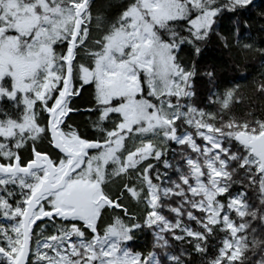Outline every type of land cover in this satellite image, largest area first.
Returning <instances> with one entry per match:
<instances>
[{"label": "snow or ice", "instance_id": "6c2138e0", "mask_svg": "<svg viewBox=\"0 0 264 264\" xmlns=\"http://www.w3.org/2000/svg\"><path fill=\"white\" fill-rule=\"evenodd\" d=\"M252 4L131 0L91 40L90 0H0V100L18 110L13 118L0 109V215L9 221L0 225V264H190L217 233L218 253L206 264H244L246 251L264 249L251 226H264V118L225 120L190 103L194 78L213 82L223 69L215 59L201 67L213 37L226 50L241 46L239 17ZM225 13L237 17L235 45L218 31ZM242 48L264 56L250 43ZM85 86L94 89L85 111L96 117L95 138L67 123L81 112L74 98ZM236 91L225 92L223 110L240 102ZM256 91L264 95V79ZM45 140L55 155L38 148ZM170 144L179 148L175 163ZM237 183L257 189L258 206L245 191L232 193ZM125 200L143 204L142 217ZM142 232L150 249L130 250ZM177 243L191 251L177 253Z\"/></svg>", "mask_w": 264, "mask_h": 264}, {"label": "trees", "instance_id": "16d2710c", "mask_svg": "<svg viewBox=\"0 0 264 264\" xmlns=\"http://www.w3.org/2000/svg\"><path fill=\"white\" fill-rule=\"evenodd\" d=\"M131 0H94L90 2L93 25L94 29L105 31L110 23L115 20L119 13L123 10L124 6L129 4ZM264 0H253L252 6H250L246 11L240 15L241 20V42L239 47H233L231 50H226L223 48L222 43L213 37L211 45L206 50L204 60L201 61V67L204 63L210 60H217L223 64V69L218 73L217 78L213 82H209L203 75H197L193 80V91L195 92L194 97L190 101L192 105L198 109H202L205 112L210 113H223L224 119H228L229 116H234L237 119L250 118L248 113L251 112L255 118H262L264 116V95L259 94L256 91V85L262 79H264V56L259 53H249L246 52L242 45L244 43H250L254 48L264 49ZM100 17L99 23L103 25L97 27V18ZM237 19L231 13H225L221 17L219 23L220 27L218 31L229 37V40L235 45V36L233 34L234 20ZM247 21L248 27H243V21ZM109 23L108 26L106 23ZM99 36H97L98 38ZM238 66V67H237ZM238 86V87H237ZM86 90L82 91V95L74 98V107L80 108L81 112H73L69 114L67 118V123L71 124L74 128H77L79 132L87 138H95L96 132L93 128L92 121L96 119L95 115L85 111L86 109L92 108L94 106L93 92L94 89L89 86H85ZM236 88V98L240 101L239 103H230V108L228 110H223L221 108L222 98L225 92L229 89ZM0 109L8 111L13 118H17L18 110L13 107V103L7 99H2L0 101ZM37 112L40 109L37 108ZM47 114L44 113L40 115L41 123L45 122ZM0 116V119H3ZM67 130V129H65ZM2 139L0 140V142ZM200 142L199 140L197 141ZM30 145L23 149H20L21 161L26 162L30 155ZM38 148L41 150L49 151L55 155V150L52 149L47 141L42 143L38 142ZM173 149L179 152L178 146L170 144L168 146L167 159L175 163L179 159L177 155L174 159ZM163 171L162 164L157 165ZM170 175L175 179V175L170 171ZM240 177H238L239 179ZM247 182L245 181V184ZM110 187V186H109ZM118 185H113L110 189L115 192ZM233 194L240 191H245L247 200L253 206L259 205V193L255 188L244 187L237 183L232 186L231 189ZM223 199V198H220ZM130 202V201H128ZM126 203L129 207L130 212L135 213L137 216L143 215L144 205L138 207L135 202ZM108 215H112L109 213ZM199 215V213H197ZM232 218L239 222V218L235 213L232 214ZM108 222V216H105L104 220L101 222V230ZM9 221L4 219L0 215V225H8ZM40 228H46V234L51 233L52 227L50 224L45 225L43 222H38ZM190 227L196 229L197 225L195 222H191ZM252 228H256V235L260 239H264V226L261 225L259 220L252 221ZM36 231L39 228L34 227ZM250 231V230H249ZM239 235V234H238ZM223 238L222 233H217L215 239L210 240L208 251L205 255H201L192 251L190 264H206V262L214 258L218 253V248L220 246V239ZM251 238V237H249ZM35 239V237H34ZM152 237L150 233L142 232L137 233L133 241L129 242L128 247L132 251H143L147 252L151 247ZM181 248H188L191 251V245H180L177 243L176 251L179 253ZM33 251L35 250V244H32ZM264 258V249L257 248L255 250H248L244 253L242 259L244 264H257ZM32 259V257H30ZM239 264V261L236 262Z\"/></svg>", "mask_w": 264, "mask_h": 264}, {"label": "rangeland", "instance_id": "374dc122", "mask_svg": "<svg viewBox=\"0 0 264 264\" xmlns=\"http://www.w3.org/2000/svg\"><path fill=\"white\" fill-rule=\"evenodd\" d=\"M98 17V16H97ZM95 19H97V18H95ZM101 20V19H100ZM93 21L94 20H92V25H93ZM101 26L103 25L102 23H99ZM108 22L106 23V25L108 26ZM93 28H95L94 26H92V28H91V37H90V39L91 40H94V39H96L97 38V36H100L101 34H102V32H103V30H97V29H94L93 30ZM89 47H92V45L91 44H89ZM78 58H83V59H85V61H86V58H84V54H83V52H81L80 53V57H78ZM5 99H7V98H5ZM1 101V100H0ZM2 139V141L1 142H4L3 141V138L2 137H0V140ZM133 146V144H132V142L131 141H129V143H128V147L129 148H131ZM110 187H112L113 188V185H110ZM128 201L127 200H125V203H127ZM128 203H130V202H128ZM142 207L143 206V204H140L138 207Z\"/></svg>", "mask_w": 264, "mask_h": 264}, {"label": "flooded vegetation", "instance_id": "af4514ba", "mask_svg": "<svg viewBox=\"0 0 264 264\" xmlns=\"http://www.w3.org/2000/svg\"><path fill=\"white\" fill-rule=\"evenodd\" d=\"M262 118H264V116H262Z\"/></svg>", "mask_w": 264, "mask_h": 264}]
</instances>
